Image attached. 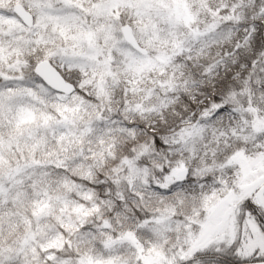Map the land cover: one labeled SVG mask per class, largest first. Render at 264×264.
<instances>
[{
  "label": "snow or ice",
  "instance_id": "obj_1",
  "mask_svg": "<svg viewBox=\"0 0 264 264\" xmlns=\"http://www.w3.org/2000/svg\"><path fill=\"white\" fill-rule=\"evenodd\" d=\"M0 264H264V0H0Z\"/></svg>",
  "mask_w": 264,
  "mask_h": 264
}]
</instances>
